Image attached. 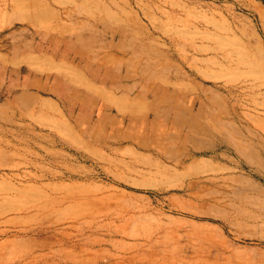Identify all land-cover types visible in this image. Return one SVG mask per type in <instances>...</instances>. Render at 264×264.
Wrapping results in <instances>:
<instances>
[{"label":"rangeland","instance_id":"374dc122","mask_svg":"<svg viewBox=\"0 0 264 264\" xmlns=\"http://www.w3.org/2000/svg\"><path fill=\"white\" fill-rule=\"evenodd\" d=\"M159 224L264 264V0H0V264Z\"/></svg>","mask_w":264,"mask_h":264},{"label":"bare ground","instance_id":"6f19581e","mask_svg":"<svg viewBox=\"0 0 264 264\" xmlns=\"http://www.w3.org/2000/svg\"><path fill=\"white\" fill-rule=\"evenodd\" d=\"M37 49L45 55L49 54L47 60L52 64H55V59L61 54L60 49L56 47L38 46L36 51ZM23 71L25 70L20 68L17 74L21 75ZM171 232L176 233L179 237L182 236L187 242H194L189 246H203L210 241L208 236L198 231L189 234L179 229H170L169 231L167 226L159 224L154 229V235L140 234L137 231H120L121 238H117V233L115 236L113 232H110L107 239H97L98 242L105 240L109 245L105 248V252H100L95 249V246L102 244H94L95 238L82 237L84 232L77 228L74 234H64L63 247L33 254L32 259L25 261L27 264H33L34 261L35 263L40 261V264H47L48 262V264H98L97 260L103 256L109 264H132L133 262L136 264H214L197 260L194 254L188 255L181 248H158L157 244L170 236ZM194 249L198 250L196 247ZM16 264H21V262Z\"/></svg>","mask_w":264,"mask_h":264}]
</instances>
